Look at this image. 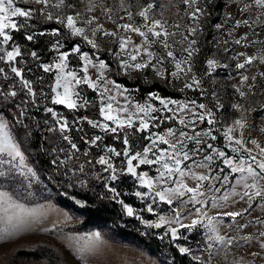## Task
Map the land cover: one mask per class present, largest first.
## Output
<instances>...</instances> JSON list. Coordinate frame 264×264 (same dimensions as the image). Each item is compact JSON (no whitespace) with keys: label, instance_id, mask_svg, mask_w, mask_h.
Wrapping results in <instances>:
<instances>
[{"label":"snow or ice","instance_id":"6c2138e0","mask_svg":"<svg viewBox=\"0 0 264 264\" xmlns=\"http://www.w3.org/2000/svg\"><path fill=\"white\" fill-rule=\"evenodd\" d=\"M211 2L181 0L186 6L184 15L192 23L180 31L181 24L170 25L167 20L157 18L158 5L155 0L139 5L136 12L125 7L124 0H121L120 7L127 15L119 19L129 21L125 23L112 20L111 7L103 8L108 19L116 24V30L106 29L98 16L89 15L96 8L92 0H88L84 10H76V5L70 0H0V64L4 65L0 66V180L22 178L21 187H31L36 172L26 162L27 157L22 150V143L32 135L31 126L25 121L32 120L38 124L39 121L30 115V111L42 110L49 114V118L43 122L46 130L55 134L52 142L57 144L59 152L66 154V160L78 159L82 150L73 141L71 133L83 132L82 125L85 123L91 129L114 134V138L120 140L122 147L118 150L105 144L102 135L93 133L81 137L85 145L83 155L86 162L91 164V159H87L91 155L90 149H100L96 164L103 166L102 172L108 173L104 177V186L112 194L111 199L118 200L127 216L135 215L142 219L132 206L118 199L121 193L113 184L121 176L133 178L143 189L135 191L134 195L141 201H147L141 211L157 217L151 223H145L152 228H164L161 239L168 236L172 241L182 238L187 241L188 236L182 237L181 229L190 233L200 226L206 230L203 236L208 252V260L193 257L200 264H210L211 258L225 252L226 247L234 244L241 246L242 242L250 247L253 241H257L259 251L251 252L250 256L264 258V231H259L258 235H239L250 225L264 226V219L255 218L243 224L236 222L237 217L250 214L249 210L257 203V198V206L264 211V147L256 139L248 141L253 148L247 146L243 133L247 124L243 117V111H246L243 105H231L241 111V117L224 124L212 108L197 99H173L153 92L149 95V101H156L159 106L153 102L133 103L126 94L127 89L108 75L112 71V64L98 54L101 46L97 43V36L110 37L116 48L109 49V54L115 58L120 72L127 74L130 70L151 68L156 76L165 81H183L179 91L189 89L203 96L204 76H210L221 66L217 59L210 58L206 60L205 71L199 78L193 71V56L199 51L195 37L202 31L201 19L210 14L207 6ZM234 3L242 5L239 11L243 13L257 10L259 16L256 23L264 24V20L260 19L264 17V0H234ZM33 4L40 7L34 8L31 6ZM40 16L59 27L37 33L35 25L30 22L38 20ZM227 19H232L231 14ZM241 25L252 27L248 19L236 20L234 27ZM214 27L221 29L223 25L217 23ZM21 30L24 39L32 43H35L37 36L55 37L50 42V51L55 53V58L50 62H40L38 52L28 49L26 54L30 60H25V52L12 35ZM233 31L234 28L229 35ZM131 34L139 36L140 43H136ZM252 35L258 33L253 30ZM243 41H248L246 46L257 43L264 45V40L249 41L248 33L234 42L241 44ZM223 43L227 44L228 41ZM84 45L93 51L83 50ZM154 47L158 50H153ZM233 59L238 61L235 64L238 70L254 63L264 64V47L251 55L240 52ZM30 61H35V67L41 71L38 77L30 78ZM166 61L171 70L165 66ZM222 66L227 67L226 64ZM45 75L48 79H45ZM260 76L264 77V72ZM248 81L249 76L241 73V84ZM234 87L241 98L248 95L239 86ZM252 87L248 85V90L251 91ZM85 88L95 94V100L85 95ZM211 95L215 97L216 93ZM48 103L63 106L71 112L95 107L99 118L80 115L73 116L70 121L54 107H49ZM213 107L219 110L223 105L217 100ZM10 109H15L11 113L12 121L5 118V113H9ZM17 127L22 130L21 139L17 138ZM128 130L138 135L139 140L130 139ZM221 138L222 142L216 143ZM58 141L66 142L67 147L59 146ZM52 151L56 152L57 147H53ZM58 160L59 157L52 163L56 164ZM84 171V164H78L74 166L72 174ZM96 178L99 179V175ZM78 183L83 186L87 180L78 178ZM241 201L248 207L239 211H219ZM161 204L167 206V212L160 210ZM212 209H217L215 215H209ZM38 215L37 209L27 208L9 192L0 191V224L3 225L0 227V240H6L27 228L32 218ZM224 218H230L226 227L237 235L220 234L219 226L224 224ZM56 227L54 224L44 231H53ZM76 243L80 260L87 264L86 255L96 252L103 243V237L96 231L76 238ZM177 247L180 254L189 255L192 252L190 247ZM235 264H245L244 258L241 257Z\"/></svg>","mask_w":264,"mask_h":264},{"label":"rangeland","instance_id":"374dc122","mask_svg":"<svg viewBox=\"0 0 264 264\" xmlns=\"http://www.w3.org/2000/svg\"><path fill=\"white\" fill-rule=\"evenodd\" d=\"M71 3L76 5V10H84L88 4V0H70ZM96 5L95 11L89 15H96L100 18L99 22L104 25L108 30H116V23L129 22L126 19L121 20L119 17H126L127 13L120 7L121 0H92ZM148 0H124L125 7L129 10L136 12L139 5H143ZM157 3V18H163L168 21L170 25L179 23L182 25L180 31H184L185 27L192 23V21L184 15L186 6L181 3V0H155ZM34 8H39V5H31ZM238 5L234 3V0H223V12L218 16L216 12H211L209 4L207 11L210 13L203 17L200 21L202 31H199L196 35L198 41L196 47H201L202 37L208 34V43L212 47L211 52L207 59L215 58L220 62L219 67L210 75L204 76L202 81L203 96L196 98L195 96H189L188 94L181 96H165L157 91L141 93L136 86H127L122 82L115 79L112 71L108 75L116 80L123 88L127 89V95L130 97L133 103H145L153 102L158 105L156 101H149L150 93H157L163 97H171L173 99H197L198 102L206 103L214 112H216L217 118L224 124H230L235 119L241 117V111H237L232 108L231 105L240 103L243 105V117L247 121L246 127L243 129L244 139L249 148L254 146L248 143L251 139H256L262 147H264V77L260 76L261 72H264V64L254 63L251 66H246V69H236L235 64L238 62L233 59L240 52H247L249 55L257 51V49L264 47V45L257 43L252 46H246L248 41H243L241 44H236L235 39H239L245 33H248V40H264V24L256 23L259 12L255 9L249 13H243L239 11ZM111 7L113 9L112 20L104 14L103 8ZM39 13H37L38 15ZM162 14V17H161ZM228 14H231L232 19H227ZM43 19V17L41 16ZM248 19L252 27L241 25L235 28V21ZM264 20V17H260ZM44 20V19H43ZM23 22V21H21ZM137 23L139 21H136ZM35 25V31L39 33L42 30H50L54 27H44L38 25L35 20L30 22ZM220 23L223 25L221 29H216L215 24ZM55 24V23H54ZM56 27L59 25L55 24ZM234 28L232 35H229V31ZM210 29V30H208ZM170 30H175L171 29ZM253 30L258 35L253 36ZM121 33L123 34L122 30ZM14 41L19 44L22 51L25 52V60H30L27 57V50H36L41 57L40 62H50L55 58V53L50 51V42L55 39L47 35L49 47L44 52L42 46H36L29 43L24 39V32H13ZM133 40L136 43H140L141 38L135 34H131ZM51 38V39H49ZM77 40L79 38H76ZM179 39V36H177ZM223 41H228L227 44ZM171 43V39L169 41ZM97 43L101 46V51L98 53L102 59H107L109 49H115L116 45L112 43V38L97 36ZM228 49V51H225ZM86 51H93L89 46L84 45ZM153 50H158L154 47ZM112 56V55H111ZM195 56V55H194ZM193 56V71L196 72L198 78L204 73L206 68L197 70L194 66ZM113 57V56H112ZM206 59V60H207ZM243 59L242 57L240 58ZM36 62L30 61L28 67L32 68V73L29 74L30 78H35L41 75V71L35 67ZM73 64L75 60L73 59ZM227 65L223 67L222 65ZM0 66H4L0 64ZM165 66L169 67L168 62H165ZM119 68V66H118ZM7 70V69H6ZM135 72H139L145 76H156L155 72L151 69H144L142 71L130 70L126 75L132 76ZM122 74H125L121 72ZM241 73L249 76L247 84H241ZM256 79L253 80L252 77ZM158 77V76H156ZM45 79L48 76L45 75ZM171 85L177 86L179 89L183 87V81L171 80ZM248 85H252V90H248ZM234 86H239L241 90L248 93L244 98H241L238 92L235 91ZM192 90L185 89L183 92L189 93ZM215 92L216 96L211 94ZM85 95L90 100H95V94L85 88ZM219 101L223 107L217 110L213 105L216 101ZM58 112L67 116L71 121L73 116L87 115L89 118L98 119V114L95 107H90L87 110H80L79 112H71L63 106L51 105ZM31 109V106H29ZM15 109H10L9 113H5V118L12 121L11 113H14ZM30 115L34 116L38 124L32 120H26L25 123L31 126L32 135L28 137L24 143H22V150L25 151L27 160L26 162L36 172V176L32 178L30 188L21 187V179L16 180H0V191L9 192L20 203H23L27 208L37 209L39 215L32 218L31 223L27 228L21 229L17 234L9 237L6 240H0V264H85V261L80 260L77 252L76 238L84 237L87 234L99 231L103 237V243L99 245L95 253H89L86 255L87 264H200V261L194 260L193 257L199 256L201 260H208V252L205 250L207 241L205 240L203 233L206 231L202 227L198 226L190 233L188 230L181 229L182 237L188 236V240L183 238L178 241H172L170 237L164 236L165 229L149 227L145 221L151 223L156 220V216L153 213L141 211L147 203V201H141L134 195V192L140 189L138 184L130 176H121L119 181L113 182L114 186L121 193L120 199H123L125 203L134 208L138 215L142 219H138L137 216L129 217L126 212L120 206L119 210L112 212L111 215L105 218H87L86 208L87 202L84 198L79 197L73 190L75 181H77L79 175L82 173L76 172L73 175L74 166L78 164H84L85 171L88 173L94 169L96 176L99 175L98 190L102 191V194L112 195L107 191L104 186V177L108 173L102 172L103 166L96 165V159L100 154L99 148H91V155L87 159H91L92 163L88 164L86 158L83 155L85 145L81 137L92 135L93 133L102 135L104 137V143L115 146L119 150L122 147L120 140L114 138V134H108L100 132L98 129H91L86 123L83 126L84 131H73L71 136L73 141L77 143L81 148V153L78 154V159L66 160V154L61 153L58 150L57 144L52 142V137L55 135L49 133L44 125V120L49 118V114L41 111L31 110ZM219 126V125H217ZM130 139L139 140L138 135L132 134V130H128ZM15 132L17 138L21 139L22 130L16 128ZM123 135V133H121ZM218 140L216 143H221ZM59 146L67 147L66 142L58 141ZM53 147H57V151L53 152ZM258 152V150H255ZM254 152V154H255ZM59 157L56 164L52 161ZM60 161H65L60 163ZM94 165V167H93ZM94 170L92 173L95 172ZM154 172H150V175ZM27 183L26 181L24 182ZM238 199V198H237ZM257 203L259 200L257 198ZM257 203L253 204L252 209L249 210L250 214H245L243 218L237 217L236 222L243 224L255 218L264 219V211L257 206ZM155 207V206H154ZM248 205L243 201L230 205L225 209L219 211H239L243 208H247ZM160 210L167 212L166 205H159ZM122 211V212H121ZM217 209H212L209 215H215ZM109 217V218H107ZM188 221H185L187 223ZM230 222V218H224V224L220 225V234L226 236H235L237 233L232 231L226 225ZM57 227L53 231L45 232V228L51 229L53 225ZM3 225L0 224V227ZM122 228V230L120 229ZM121 232H120V230ZM259 231H264V226L250 225L244 229L239 235L247 234H259ZM83 243V241H81ZM187 246L192 249L191 254L185 255L178 252L177 246ZM259 251L257 241H253L249 247L247 243H243L241 246L233 245L226 247L225 252H222L218 256L211 258L210 264H235L236 261L244 258L245 264H264V258H253L250 256L251 252ZM226 253V254H225Z\"/></svg>","mask_w":264,"mask_h":264},{"label":"trees","instance_id":"16d2710c","mask_svg":"<svg viewBox=\"0 0 264 264\" xmlns=\"http://www.w3.org/2000/svg\"><path fill=\"white\" fill-rule=\"evenodd\" d=\"M211 12H216L217 18L223 12V0H212L209 4ZM39 16V14H38ZM38 25H43L44 27H56L54 22L44 21L41 16L38 20H35ZM210 30V29H208ZM48 36H37L35 43L29 42L36 46H42L44 52L49 47ZM208 34L202 37L201 47L198 48L199 51L194 56V66L197 70H202L205 67V61L209 56V53L212 50V47L208 43ZM51 39V38H49ZM107 60L112 64L113 74L115 79L122 82L127 86H136L141 93H147L152 91H157L165 96H181L188 94L189 96L200 98V93L196 91H190L189 93L179 91V88L175 85L169 84L168 81H165L156 76H145L140 74L139 72H135L132 76L122 74L119 71L116 60L111 55L107 54ZM99 165V164H96ZM91 171L88 173H82L78 178L86 179L87 183L81 186L77 181H75L73 190L79 196L85 199L87 202V208L85 210L87 218H105L108 215H111L112 212H116L119 210L121 204L118 200H112L111 195L102 194L101 190H98V182L99 180L96 178V172L94 169H90ZM94 170V173L92 171ZM120 199V198H118ZM122 212V211H121ZM109 218V217H107ZM122 230V228H120ZM119 229V230H120ZM120 230V232H121Z\"/></svg>","mask_w":264,"mask_h":264}]
</instances>
